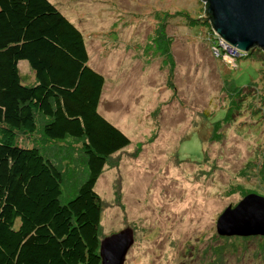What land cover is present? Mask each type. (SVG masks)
<instances>
[{
	"label": "rangeland",
	"instance_id": "obj_1",
	"mask_svg": "<svg viewBox=\"0 0 264 264\" xmlns=\"http://www.w3.org/2000/svg\"><path fill=\"white\" fill-rule=\"evenodd\" d=\"M50 1L104 78L100 113L130 140L97 180L101 239L133 230L125 264H264V238L216 233L226 208L264 198V53L215 60L201 0ZM18 69L32 85L27 62ZM1 129L23 148L39 145L63 173V201L74 197L80 144Z\"/></svg>",
	"mask_w": 264,
	"mask_h": 264
},
{
	"label": "trees",
	"instance_id": "obj_2",
	"mask_svg": "<svg viewBox=\"0 0 264 264\" xmlns=\"http://www.w3.org/2000/svg\"><path fill=\"white\" fill-rule=\"evenodd\" d=\"M20 62L33 73L30 86ZM88 62L82 33L50 0H0V128L80 144L85 172L63 201V173L42 148L0 138V264H101L95 187L130 140L99 112L105 81Z\"/></svg>",
	"mask_w": 264,
	"mask_h": 264
},
{
	"label": "water",
	"instance_id": "obj_3",
	"mask_svg": "<svg viewBox=\"0 0 264 264\" xmlns=\"http://www.w3.org/2000/svg\"><path fill=\"white\" fill-rule=\"evenodd\" d=\"M204 17L214 34L241 53L264 51V0H205ZM221 237L264 238V198L247 195L234 209L228 207L216 221ZM133 230L126 229L101 239V264H125L134 245Z\"/></svg>",
	"mask_w": 264,
	"mask_h": 264
},
{
	"label": "built area",
	"instance_id": "obj_4",
	"mask_svg": "<svg viewBox=\"0 0 264 264\" xmlns=\"http://www.w3.org/2000/svg\"><path fill=\"white\" fill-rule=\"evenodd\" d=\"M209 37H213L214 39V46L218 50L215 52V50H211L212 57L216 59H223V58H229L232 61H238L241 58H246L247 53H241L238 52L236 49L230 47L228 44L226 45L220 38L216 36V34L209 35Z\"/></svg>",
	"mask_w": 264,
	"mask_h": 264
},
{
	"label": "bare ground",
	"instance_id": "obj_5",
	"mask_svg": "<svg viewBox=\"0 0 264 264\" xmlns=\"http://www.w3.org/2000/svg\"><path fill=\"white\" fill-rule=\"evenodd\" d=\"M209 26L211 27V21L209 22ZM211 29H212V27H211ZM212 34H214V31H213V29L211 30V32H210V35H212ZM207 39H209L211 42H213V37H209V35H208V37H207ZM221 39V38H220ZM222 40V39H221ZM223 41V40H222ZM212 50H215V52L216 51H218L216 48H215V46H213L212 47ZM260 51H262L263 53H264V51L263 50H261V49H259ZM252 51V50H251ZM250 53V52H249ZM249 53H247V56H248V54ZM221 237V236H220ZM238 237V236H237ZM225 238H230V237H225Z\"/></svg>",
	"mask_w": 264,
	"mask_h": 264
},
{
	"label": "crops",
	"instance_id": "obj_6",
	"mask_svg": "<svg viewBox=\"0 0 264 264\" xmlns=\"http://www.w3.org/2000/svg\"><path fill=\"white\" fill-rule=\"evenodd\" d=\"M55 5V4H54ZM56 6V5H55ZM57 7V6H56ZM62 12V11H61ZM62 14L63 15H65L63 12H62ZM65 17L67 18V16L65 15ZM68 19V18H67ZM69 20V19H68ZM69 22H71L75 27H77L78 28V26L77 25H75V22L74 21H71V19L69 20ZM93 68V67H92ZM94 69V68H93ZM94 70H96V69H94ZM98 72V71H97ZM99 112H100V106H99ZM108 121H109V119L105 116V115H103Z\"/></svg>",
	"mask_w": 264,
	"mask_h": 264
}]
</instances>
